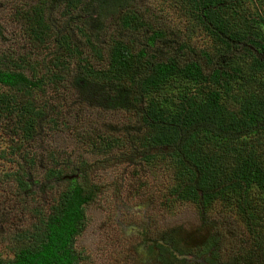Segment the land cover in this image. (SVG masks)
I'll return each mask as SVG.
<instances>
[{
  "label": "trees",
  "instance_id": "trees-1",
  "mask_svg": "<svg viewBox=\"0 0 264 264\" xmlns=\"http://www.w3.org/2000/svg\"><path fill=\"white\" fill-rule=\"evenodd\" d=\"M41 1L47 11L80 18L90 30L78 29L84 48L68 31L47 21L41 4L27 6L29 42L52 45L44 67L39 62L31 64L27 56L16 59L15 52L7 60L0 59V86L10 90H0V116L10 120L16 140L8 144L9 161L16 171L4 172L6 178L14 176L19 185L29 187L20 173L27 175L25 165L32 166L38 154L28 144L47 116L54 127L60 123L59 110L37 104L33 90L70 84L84 102L100 97L104 108L131 112L135 120L123 126V136L88 132L86 141L82 131L83 143L97 155L120 150L123 155L118 158L123 161L135 159L124 156L126 150L132 151L145 166L168 172L161 204L196 207L200 264H216L221 242L215 230L217 214L223 215L221 224L233 220L227 240H237V249L230 253V264H264V0H176L209 40L203 38L206 45L199 42L196 48L175 39L166 44L170 53L165 60L156 54L147 59L146 48L137 52L128 41L130 31L145 26L146 44L167 39L159 25L128 9L133 0H63L62 8L60 0ZM117 3L125 10L119 19L122 32L110 35L107 47L98 46L93 38L101 28L93 27L99 21L93 23L94 10L101 18L102 13L113 12L111 6ZM198 51L203 61L187 59L188 53ZM38 71H43L40 77ZM0 150L4 158L5 149ZM46 156L56 162L54 152ZM80 162L84 165L85 159ZM63 172L57 164L47 169V179H62L65 184L48 208H34L37 220L15 234L11 256L0 254V264H81L84 250L76 247V240L85 229L95 185L73 174L65 177ZM202 229L203 237L198 234ZM166 232L168 237L163 232V241L148 247L149 255L156 258L142 260L192 264L188 240L177 230Z\"/></svg>",
  "mask_w": 264,
  "mask_h": 264
},
{
  "label": "rangeland",
  "instance_id": "rangeland-1",
  "mask_svg": "<svg viewBox=\"0 0 264 264\" xmlns=\"http://www.w3.org/2000/svg\"><path fill=\"white\" fill-rule=\"evenodd\" d=\"M60 1L62 8L63 0ZM15 4H18V8L12 9ZM40 4L46 11L45 18L55 25L54 28L68 31L75 41L86 48L84 38L78 32L80 27L85 29L82 19L63 17L53 9V12H49L41 0H0V59L7 60L9 54L15 52L16 59L27 56L31 64H48L50 56L47 53L52 44L39 40L30 43L29 25L26 22V17L31 16L26 13L27 6L33 8ZM111 8L113 12L108 15L102 13L101 18L97 17L100 15L98 10H94L93 23L99 21L93 27H100L101 31L93 39L95 44L104 48L110 45V35L119 36L122 32L119 19L125 10L118 3ZM128 9L137 11L146 22L159 25L165 32V42H157L152 46L145 42L148 34L146 26L137 32H129L131 40H127L132 41L137 52L146 48L147 59H153L152 54H156L157 59H164L170 53L167 52L169 46L166 44L175 42V39L189 42L196 48L200 47L199 42L204 46L207 43L205 39L209 40L200 33L202 28L187 18L184 8L177 6L176 0H133ZM87 26V30H90ZM189 31L193 32L189 34ZM188 54V60L203 61L199 51ZM27 73L31 75L29 71ZM42 73L38 71L36 76L40 77ZM7 88L0 86V90L6 91ZM33 97L37 104L59 110L60 123L54 127L47 121V116L30 140L28 146L38 157L32 166L25 165L27 175L20 173L21 179L30 182L29 187H22L17 178L11 176L7 179L4 173L16 171L17 166L9 161L8 151V144L16 140L11 135L10 120L4 115L0 116V149H5L2 151L4 158H0V254L3 257L11 256L10 247L16 241L15 234L29 228L37 220L34 208H48L57 192L63 188L64 180L46 177L47 169L57 164V167L63 168V176L70 177L73 174L78 180L87 178L90 184L95 185L94 199L86 209L85 229L76 240V247L84 250L81 264H153L142 260L143 257L156 258L149 255L148 247L161 241L163 232V236L168 237L170 233L166 231L172 229L188 240L187 250L193 255L189 256L192 264L202 262L203 257L196 255L200 252L196 238V229L200 226L196 207L175 202L170 204L173 207L167 208L161 204L164 200L162 195L167 193L168 172L158 170L156 166H145L132 151L126 150L124 156L135 159L123 161L118 158L123 155L120 150L97 155L83 143L82 131L86 133V141L88 132L93 135L98 132L123 136V126L135 120L130 111L104 108L100 97H94L91 103L84 102L70 84H63L56 89L46 85L45 91L34 89ZM48 152L55 153L56 162L46 156ZM81 158L85 159L84 165L80 162ZM223 219V215H215L219 224L215 230L221 241L216 264H230V253L237 249V240H227L233 220L229 218L228 223L221 224ZM198 234L203 237L206 232L202 229Z\"/></svg>",
  "mask_w": 264,
  "mask_h": 264
}]
</instances>
